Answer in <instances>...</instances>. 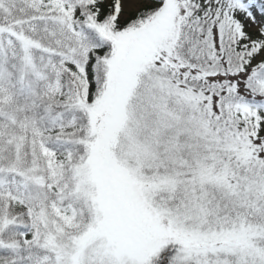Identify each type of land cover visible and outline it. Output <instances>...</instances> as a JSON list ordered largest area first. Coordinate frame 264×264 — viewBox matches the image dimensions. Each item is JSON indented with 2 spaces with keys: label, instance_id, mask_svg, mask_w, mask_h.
<instances>
[{
  "label": "snow or ice",
  "instance_id": "snow-or-ice-1",
  "mask_svg": "<svg viewBox=\"0 0 264 264\" xmlns=\"http://www.w3.org/2000/svg\"><path fill=\"white\" fill-rule=\"evenodd\" d=\"M0 264H264V0H0Z\"/></svg>",
  "mask_w": 264,
  "mask_h": 264
}]
</instances>
